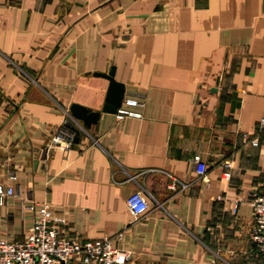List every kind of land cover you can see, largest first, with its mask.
Instances as JSON below:
<instances>
[{"label":"crops","instance_id":"obj_1","mask_svg":"<svg viewBox=\"0 0 264 264\" xmlns=\"http://www.w3.org/2000/svg\"><path fill=\"white\" fill-rule=\"evenodd\" d=\"M111 68L125 118L101 113L86 130L69 108L100 112L109 83L95 75ZM261 119L264 0H0V186L14 193L0 205L7 241H21L46 205L63 220L60 237L111 239L130 254L125 264H216L220 253L252 250ZM62 127L74 131L67 156L50 146ZM256 134L252 147L245 137ZM136 191L149 205L139 218L125 204Z\"/></svg>","mask_w":264,"mask_h":264},{"label":"built area","instance_id":"obj_2","mask_svg":"<svg viewBox=\"0 0 264 264\" xmlns=\"http://www.w3.org/2000/svg\"><path fill=\"white\" fill-rule=\"evenodd\" d=\"M119 120L125 118L124 114H116ZM264 128V119L258 125V135ZM249 139L245 137L252 147L258 144V135ZM74 139V131L62 127L52 136L50 146L60 149L64 155H68ZM195 174L199 177L206 175V166L199 155L192 157ZM226 171L222 179L228 182L231 179V165L223 163ZM14 180V178H11ZM177 181L169 185L174 190ZM181 189L185 186L179 184ZM14 195L11 188L4 189L0 186V205L8 197ZM249 205L253 212V223L249 231V238L253 243L254 252L264 258V194L249 192ZM217 197V201H222ZM129 214L139 218L147 213L149 205L140 191L130 194L125 201ZM240 201L234 200L230 204V215L237 216ZM34 211L33 207L28 208ZM63 220L53 216L52 210L41 205L35 210L32 223L21 241H7L0 237V264H125L130 260L128 252L116 249L111 239L91 240L81 244L78 239H65L60 237L59 226ZM124 232L116 234L115 238L121 240Z\"/></svg>","mask_w":264,"mask_h":264},{"label":"water","instance_id":"obj_3","mask_svg":"<svg viewBox=\"0 0 264 264\" xmlns=\"http://www.w3.org/2000/svg\"><path fill=\"white\" fill-rule=\"evenodd\" d=\"M95 76L104 78L109 83L101 111L94 112L76 104L71 105L69 108L70 117L80 122L82 127L86 130L97 123L101 113L116 115L124 97L123 85L114 80V68H111L106 74H96Z\"/></svg>","mask_w":264,"mask_h":264},{"label":"rangeland","instance_id":"obj_4","mask_svg":"<svg viewBox=\"0 0 264 264\" xmlns=\"http://www.w3.org/2000/svg\"><path fill=\"white\" fill-rule=\"evenodd\" d=\"M230 250L223 255L218 254L216 264H264V258L255 254L254 248L246 252H235Z\"/></svg>","mask_w":264,"mask_h":264}]
</instances>
